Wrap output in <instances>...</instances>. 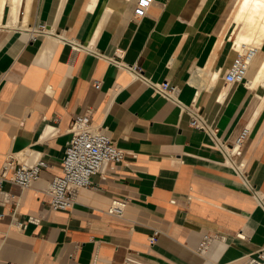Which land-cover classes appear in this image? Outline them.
I'll list each match as a JSON object with an SVG mask.
<instances>
[{
  "label": "crops",
  "instance_id": "obj_1",
  "mask_svg": "<svg viewBox=\"0 0 264 264\" xmlns=\"http://www.w3.org/2000/svg\"><path fill=\"white\" fill-rule=\"evenodd\" d=\"M12 1L0 0V170L8 155L49 165L29 188L0 185V264H236L264 249V209L209 135L108 60L177 84L228 144L247 129L236 159L264 197V86L228 83L221 100L235 0H154L142 18L137 0ZM28 6L29 27L10 24ZM207 68L214 83L197 72ZM89 111L127 154L70 210H53L45 190L62 174L73 118ZM115 200L122 216L108 213Z\"/></svg>",
  "mask_w": 264,
  "mask_h": 264
},
{
  "label": "built area",
  "instance_id": "obj_2",
  "mask_svg": "<svg viewBox=\"0 0 264 264\" xmlns=\"http://www.w3.org/2000/svg\"><path fill=\"white\" fill-rule=\"evenodd\" d=\"M153 2L154 0H137L133 12L134 17H144ZM60 39L67 41L63 37ZM75 48L87 49L80 45H76ZM254 53L253 50H250L248 53L238 54L232 66L224 73L225 81L230 84L245 81L249 61ZM108 60L120 68L132 72L135 79L142 81L159 95L177 104L183 111L190 112L192 126L204 130L209 135L214 146L222 152L225 161L230 164L253 193L258 204L264 209V197L251 181L244 164L238 163L236 159L241 153L242 145L248 134L247 129L237 136L234 143L228 144L220 138L218 131L207 121L200 108L190 107L181 102L177 84L169 81L155 82L145 76L139 68L129 66L123 60L114 57H110ZM95 85L100 87L101 83L96 82ZM71 131L72 138L62 157V174L55 176L45 190L51 196L50 206L53 210H70L76 202L79 190L94 184L92 180L94 174L103 173L107 167H113L114 164L122 162L127 154L123 148L116 144L105 127L93 123L91 111L75 116L71 124ZM28 157L29 155L25 161L21 162L8 155L0 170V185L7 180L19 185L22 189L31 187L39 178L42 169L49 164L43 157L32 160H29ZM125 206L126 202L115 200L108 209V213L122 216ZM155 240V236H152L151 242ZM236 264H264V249L256 254L245 255L236 261Z\"/></svg>",
  "mask_w": 264,
  "mask_h": 264
},
{
  "label": "bare ground",
  "instance_id": "obj_3",
  "mask_svg": "<svg viewBox=\"0 0 264 264\" xmlns=\"http://www.w3.org/2000/svg\"><path fill=\"white\" fill-rule=\"evenodd\" d=\"M16 2L18 3L19 0H13V5ZM30 2L31 0H28L29 6ZM29 6L24 20L18 19L14 23V19L12 18L10 24H15V26L21 28H28ZM220 43L222 45L225 44L231 49V56L234 57L233 62L238 54H245L253 50L255 53L249 61V67L246 73L247 84L254 91H257L260 86H264V0H235L233 10L229 15L221 35ZM197 72L200 73V78L202 77L208 82L214 83L219 78L218 72L213 68L212 70L209 68L199 69ZM195 76L198 75L195 74ZM225 86L221 94V100H223L229 89L228 82H226Z\"/></svg>",
  "mask_w": 264,
  "mask_h": 264
}]
</instances>
